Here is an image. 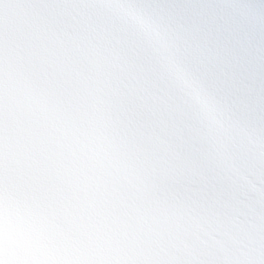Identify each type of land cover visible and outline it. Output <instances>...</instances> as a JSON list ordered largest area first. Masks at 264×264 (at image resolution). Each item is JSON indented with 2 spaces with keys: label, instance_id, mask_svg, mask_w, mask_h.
I'll return each instance as SVG.
<instances>
[{
  "label": "clouds",
  "instance_id": "clouds-1",
  "mask_svg": "<svg viewBox=\"0 0 264 264\" xmlns=\"http://www.w3.org/2000/svg\"><path fill=\"white\" fill-rule=\"evenodd\" d=\"M0 264H264V0H0Z\"/></svg>",
  "mask_w": 264,
  "mask_h": 264
}]
</instances>
